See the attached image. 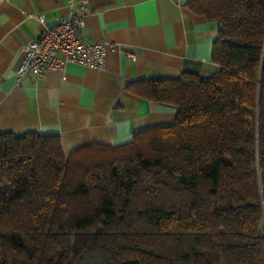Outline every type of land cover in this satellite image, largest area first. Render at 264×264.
<instances>
[{
    "label": "trees",
    "instance_id": "16d2710c",
    "mask_svg": "<svg viewBox=\"0 0 264 264\" xmlns=\"http://www.w3.org/2000/svg\"><path fill=\"white\" fill-rule=\"evenodd\" d=\"M216 72L141 78L171 124L67 156L0 133V264H264V0H188Z\"/></svg>",
    "mask_w": 264,
    "mask_h": 264
},
{
    "label": "crops",
    "instance_id": "0c3cea01",
    "mask_svg": "<svg viewBox=\"0 0 264 264\" xmlns=\"http://www.w3.org/2000/svg\"><path fill=\"white\" fill-rule=\"evenodd\" d=\"M81 1L0 0V133L58 134L65 156L92 143L121 145L174 121V106L134 94L129 82L218 69L211 58L217 23L192 12L188 0H85L81 38L117 46L104 66L69 62L18 77L24 46L44 28L37 16L56 24Z\"/></svg>",
    "mask_w": 264,
    "mask_h": 264
},
{
    "label": "built area",
    "instance_id": "2783aa9c",
    "mask_svg": "<svg viewBox=\"0 0 264 264\" xmlns=\"http://www.w3.org/2000/svg\"><path fill=\"white\" fill-rule=\"evenodd\" d=\"M86 10V1L82 0L76 8L68 12L59 25L53 28L45 25L43 14L38 15L37 19L44 24V28L24 46L16 70L17 76H24L30 70L42 73L50 69H63L69 62L102 68L107 51H115L117 46L103 42H88L81 38L80 29L84 26ZM128 55L132 56L131 53Z\"/></svg>",
    "mask_w": 264,
    "mask_h": 264
},
{
    "label": "water",
    "instance_id": "95a60500",
    "mask_svg": "<svg viewBox=\"0 0 264 264\" xmlns=\"http://www.w3.org/2000/svg\"><path fill=\"white\" fill-rule=\"evenodd\" d=\"M60 22H61L60 20H58V21L56 22V24H54L53 22H51V24H47V27H49V28H53V27L59 25Z\"/></svg>",
    "mask_w": 264,
    "mask_h": 264
}]
</instances>
